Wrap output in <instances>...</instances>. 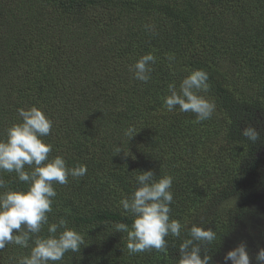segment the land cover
Returning <instances> with one entry per match:
<instances>
[{
    "label": "trees",
    "instance_id": "trees-1",
    "mask_svg": "<svg viewBox=\"0 0 264 264\" xmlns=\"http://www.w3.org/2000/svg\"><path fill=\"white\" fill-rule=\"evenodd\" d=\"M149 53L156 63L145 83L131 68ZM199 69L216 108L197 123L178 106L168 112L164 99L169 83L179 88ZM32 106L53 121L43 137L49 160L87 168L53 183L49 223L64 218L84 240L54 264H178L187 229L165 237L167 253L132 255L127 234L115 232L116 223L131 225L119 201L146 170L173 178L170 219L216 233L210 264H224L241 242L256 264L264 248V0H0V140L22 122L17 110ZM248 126L260 132L254 143L242 135ZM129 127L138 132L130 141ZM0 176V192L27 190L14 172ZM32 246L8 244L0 264H17Z\"/></svg>",
    "mask_w": 264,
    "mask_h": 264
},
{
    "label": "clouds",
    "instance_id": "clouds-1",
    "mask_svg": "<svg viewBox=\"0 0 264 264\" xmlns=\"http://www.w3.org/2000/svg\"><path fill=\"white\" fill-rule=\"evenodd\" d=\"M145 28L154 31V25L146 24ZM155 63L153 54L143 55L131 68L134 78L148 82L151 79V65ZM208 80V73L199 69L183 78L179 88L175 82L169 83L170 94L164 99L166 110L172 112L178 106L180 112L195 114L197 123L211 119L215 103L202 94L210 89ZM17 111L22 122L9 127L7 138L0 140V172H14L18 181L28 187L25 191L0 192V250H4L8 244L27 248L31 241L33 246L29 255L19 258L17 264H54L62 261L66 252H79L84 240L79 232L67 227L64 218L49 223L47 214L52 211L51 205L57 195L53 183L64 185L68 183L69 176L83 177L87 168L85 165L69 168L61 155L49 160L52 145L43 142V137L50 134L53 121L36 106ZM137 133L129 127L125 135L130 141ZM242 135L253 143L260 139V132L253 126L246 127ZM121 151L122 148L117 146L116 152ZM25 165L31 171H26ZM155 177L152 170L139 172L135 176V190L119 201L124 214L132 217L130 226L122 222L114 225L115 232L127 234L128 253L132 255L153 249L167 253L165 237L181 238L187 229L186 238L179 244L178 264H210L212 257L207 252V245L216 240V233L210 228L204 229L196 224L189 227L170 219L173 178L165 175L157 180ZM0 189H7V182L2 176ZM45 225L48 235L41 236ZM201 246H205L203 258ZM250 260L244 242L223 257L224 264H250ZM255 260L256 264H264V248L258 250Z\"/></svg>",
    "mask_w": 264,
    "mask_h": 264
}]
</instances>
